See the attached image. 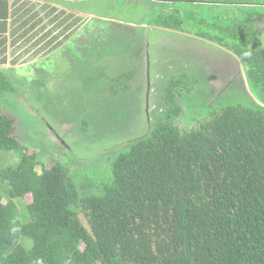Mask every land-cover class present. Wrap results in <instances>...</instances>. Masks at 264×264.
Returning <instances> with one entry per match:
<instances>
[{
    "label": "trees",
    "instance_id": "1",
    "mask_svg": "<svg viewBox=\"0 0 264 264\" xmlns=\"http://www.w3.org/2000/svg\"><path fill=\"white\" fill-rule=\"evenodd\" d=\"M51 1L63 8L58 25L65 31L83 23L76 7L101 31L135 25L175 32L189 25L197 33L198 17L185 10L180 16L179 4L228 6L232 22L218 30V40L233 39L230 52L250 100L216 109L209 103V113L187 132L160 121L125 143L111 171L82 182L60 162L40 166L13 136V119L0 115V151L20 157L0 170V264H264V0ZM96 33L91 49L112 46ZM3 67L0 96L13 92L7 73L23 69ZM179 88L183 98L191 90L182 78L163 87L167 105H177Z\"/></svg>",
    "mask_w": 264,
    "mask_h": 264
},
{
    "label": "rangeland",
    "instance_id": "2",
    "mask_svg": "<svg viewBox=\"0 0 264 264\" xmlns=\"http://www.w3.org/2000/svg\"><path fill=\"white\" fill-rule=\"evenodd\" d=\"M30 2L33 3L25 0L23 4L31 6ZM185 4L176 7L180 16L185 10L193 11L198 17V4ZM35 6L45 26L50 25L48 21L52 18H58L52 20L56 27L64 17L63 8L51 0H38ZM78 10L81 8L76 7L73 12L83 23L72 27L78 31H65V25H58L55 34L61 45L72 40L78 48L67 43L65 48L36 64L31 58L29 61L33 64L8 72L13 92L0 96V115L13 119V136L29 148V152L35 153L40 166L48 169L60 162L72 173L75 170L77 182L83 181L81 176L99 179L111 171L110 165L118 152L127 147L126 142L141 138L160 121L187 132L196 128L194 121L204 118L198 115L209 113V103L216 109L219 104L250 100L245 76L241 69L238 74L237 63L227 53L235 45L233 39H224V49L207 45L206 48L198 45V38L193 37L196 30L189 25H182L175 32L141 31L135 29V25L126 26L134 30L130 34L131 29L111 26L101 31L88 26L92 16ZM47 13L53 16L48 18ZM201 17H198V29ZM81 29L84 35L79 33ZM66 32H72V36L65 39ZM96 32L105 33V41L112 40V46H99L98 50L89 48L85 56L82 44L89 37L91 42L98 36ZM93 33L96 35L92 37ZM95 45L94 42L91 47ZM203 48L209 52L213 63L219 62L207 65L201 55ZM223 58L226 60L222 62ZM181 78L191 87L190 93L183 98V90H174L179 93L175 97L177 105H167L163 100V87L165 90L171 80ZM111 95L114 96L109 97ZM175 108H178L177 115L166 118V112H173ZM19 161L15 152L0 151V170L15 167ZM43 166H38L37 171ZM30 200L31 197H26L24 202Z\"/></svg>",
    "mask_w": 264,
    "mask_h": 264
},
{
    "label": "crops",
    "instance_id": "3",
    "mask_svg": "<svg viewBox=\"0 0 264 264\" xmlns=\"http://www.w3.org/2000/svg\"><path fill=\"white\" fill-rule=\"evenodd\" d=\"M0 1L5 2L4 5H0V67L5 66L3 68H21L29 66L33 63L36 64L38 60L47 58L65 48L68 41L64 45H61V41L58 39L59 36L55 35L58 33V24L55 27L53 26L54 23L51 21L49 26H45L43 21L39 20L42 14L36 6H33L34 3L30 2L31 6H29L26 3L23 4L25 0ZM31 1L36 3V0ZM5 9L7 12L6 19H4ZM198 17H201L199 24L201 25L200 29L202 30L200 31V29H198V45H202L203 47H206L207 45L209 47L224 49V47H222L224 42H220L218 40V30L224 26L227 27V25L232 22V12L228 10V6L221 4L210 6L198 4ZM120 28L124 27L121 26ZM128 29L131 28L129 27ZM71 30L74 32L78 31L74 28ZM83 30L84 29H81L79 32L82 35L85 33ZM120 31L121 30L117 32V35H119ZM206 31L212 34L208 37H201L202 34H207L205 33ZM79 33L77 34L79 35ZM130 33H133L132 29L129 34ZM70 34H72V32H69L68 36ZM71 36L72 35L69 37ZM227 39L228 35L225 40ZM82 45L84 47L83 49H85L84 55L86 56L87 51L90 48V37L87 38V41L83 42ZM227 53L234 59L233 62L237 63L230 50H228ZM42 54H45V56L43 57ZM201 55H203L204 62L207 65L219 62L218 60L213 63L209 52L204 48L201 50ZM31 58H34L33 63H31L32 61H29ZM224 60L226 59L223 58L222 62ZM212 81V79L209 80L210 83Z\"/></svg>",
    "mask_w": 264,
    "mask_h": 264
},
{
    "label": "clouds",
    "instance_id": "4",
    "mask_svg": "<svg viewBox=\"0 0 264 264\" xmlns=\"http://www.w3.org/2000/svg\"><path fill=\"white\" fill-rule=\"evenodd\" d=\"M196 34H198V32H197ZM195 38H198V37L196 36ZM90 56H91V55H90Z\"/></svg>",
    "mask_w": 264,
    "mask_h": 264
}]
</instances>
